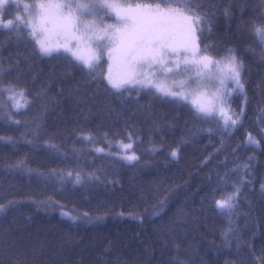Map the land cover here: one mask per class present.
<instances>
[{
	"label": "trees",
	"instance_id": "16d2710c",
	"mask_svg": "<svg viewBox=\"0 0 264 264\" xmlns=\"http://www.w3.org/2000/svg\"><path fill=\"white\" fill-rule=\"evenodd\" d=\"M122 1L181 10L237 64L232 123L0 25V264H264V0Z\"/></svg>",
	"mask_w": 264,
	"mask_h": 264
},
{
	"label": "rangeland",
	"instance_id": "374dc122",
	"mask_svg": "<svg viewBox=\"0 0 264 264\" xmlns=\"http://www.w3.org/2000/svg\"><path fill=\"white\" fill-rule=\"evenodd\" d=\"M8 4L14 17L0 25H26L42 53L64 52L85 67L104 61L113 88L151 87L232 123L228 102L240 88L237 64L201 55L195 24L181 10L145 6L130 12L122 0H0V12ZM260 37L264 42V31ZM8 95L15 109L25 106L21 91ZM131 146H119L118 157L127 163L136 159L124 153Z\"/></svg>",
	"mask_w": 264,
	"mask_h": 264
}]
</instances>
